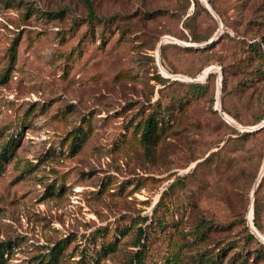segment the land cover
Listing matches in <instances>:
<instances>
[{"label":"rangeland","instance_id":"rangeland-1","mask_svg":"<svg viewBox=\"0 0 264 264\" xmlns=\"http://www.w3.org/2000/svg\"><path fill=\"white\" fill-rule=\"evenodd\" d=\"M263 35L264 0H0V264H264Z\"/></svg>","mask_w":264,"mask_h":264},{"label":"trees","instance_id":"trees-1","mask_svg":"<svg viewBox=\"0 0 264 264\" xmlns=\"http://www.w3.org/2000/svg\"><path fill=\"white\" fill-rule=\"evenodd\" d=\"M64 12L63 10H59L56 12H48V16H54V17H61L63 16ZM95 14L92 11V9L90 8V6L87 4V19L89 24H92L93 22H89L92 19H95ZM107 19L102 20L100 22H95V24H101L102 27V31L103 33L107 30ZM14 45H15V41L12 42V45L10 47V52H9V56L11 57V60L9 61L10 63L12 62V60H14ZM261 45H264V35L260 37L258 43H254L251 42L249 44H247V50L249 51L250 55H252V58L254 59L255 56H257L258 52H260V56L261 55ZM256 59V58H255ZM257 62L259 64H261V62H259L257 60ZM257 73H259L260 75L263 74L264 69H260L257 68L256 69ZM151 112L147 113L146 116L144 117L142 124H141V128H140V132H139V141L143 146V150L146 154L151 153V148L152 146H154L156 144V141L160 135V133H163L164 129H166L167 126V112L165 109H161V110H156V109H151ZM261 118H259L260 120ZM249 132H242L241 134H239L240 136H245L247 135ZM7 147H3L2 151L0 152V163L1 161L5 158ZM148 218L142 219V220H146ZM157 225L159 226V228L162 227V224H160L159 222L157 223ZM104 230V229H102ZM124 233V230L120 231V234L122 235ZM145 238V231L141 228V227H136V245H141L142 242H140L142 239ZM62 240H58L53 247H51L49 249V252L47 253L46 257L44 259H41L42 264H54L57 261L58 258V251L59 249H61L62 246ZM133 260H132V264H142L141 261V256H140V252H134L133 253ZM206 261L208 262V264H214L215 262H217V259H214V257L211 258H207Z\"/></svg>","mask_w":264,"mask_h":264},{"label":"water","instance_id":"water-1","mask_svg":"<svg viewBox=\"0 0 264 264\" xmlns=\"http://www.w3.org/2000/svg\"><path fill=\"white\" fill-rule=\"evenodd\" d=\"M263 123H264V118H263L262 123L260 124L259 127H261L263 125ZM259 127H257V128H259Z\"/></svg>","mask_w":264,"mask_h":264}]
</instances>
